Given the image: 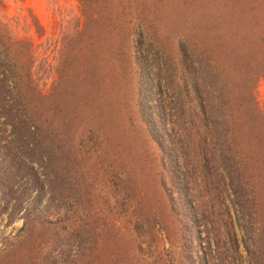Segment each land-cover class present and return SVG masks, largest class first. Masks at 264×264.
Here are the masks:
<instances>
[{
    "label": "rangeland",
    "instance_id": "obj_1",
    "mask_svg": "<svg viewBox=\"0 0 264 264\" xmlns=\"http://www.w3.org/2000/svg\"><path fill=\"white\" fill-rule=\"evenodd\" d=\"M187 6L181 0H0V23L23 42L17 54L29 71L31 113L44 136L54 138L40 144L41 136L34 137L30 153L0 115V156L8 157L0 166V264L66 256L75 264H211L201 251L217 235L234 252L241 214L220 184L221 193L214 190L208 174L217 169L205 161L207 141L199 149L184 145L182 159L173 145L185 136L180 113L173 114L174 136L159 123L158 101L170 100L166 84L180 82L178 69L166 78L164 55L177 62L180 35H192L182 22ZM256 98L264 110V77ZM52 148L63 152L55 165L45 159ZM35 198L39 210L51 202L63 217L58 242L51 244L50 232L39 226L29 233L20 220L8 221L16 201L25 207ZM257 218L264 252V213Z\"/></svg>",
    "mask_w": 264,
    "mask_h": 264
},
{
    "label": "trees",
    "instance_id": "obj_2",
    "mask_svg": "<svg viewBox=\"0 0 264 264\" xmlns=\"http://www.w3.org/2000/svg\"><path fill=\"white\" fill-rule=\"evenodd\" d=\"M181 1L188 2L182 22L190 24L192 35H180L177 62L163 54L166 78L170 70L178 69L180 82L177 86L172 81L166 84L170 100L158 101L159 123L164 134L174 136L173 114L180 113L178 129L188 136L179 135L181 140L173 145L182 159L184 145L194 142L199 149L207 141L210 156L205 161L217 169L208 174L216 180L214 190L218 191L220 184L231 209L241 214V218L237 217L240 229L235 231L240 240L233 232L234 252H229L217 235L215 239L209 236L208 247L201 254H208L211 264H264L263 247L257 236V217L264 213V110L256 98L257 82L264 77V0H231L221 6H214L215 0ZM145 34L149 35L147 29ZM22 43L11 39L7 27L0 23V115L5 118L3 126H10L15 135L19 132V141L23 140L31 153L30 145L36 147L37 143L34 137L41 136L40 144L54 138L44 136V127L31 113V102L27 100L29 71L17 54ZM168 77L171 78L170 74ZM4 156H0V166L8 158ZM24 159L21 156V162ZM45 159L51 165L58 164L63 152L52 148ZM39 204L40 198L29 201L25 207L23 201H16L7 219L20 220L22 230L29 233L35 225L39 226L50 232L51 244L58 242L66 230L63 217L53 213L55 206L51 202L40 210ZM43 242L46 245V241H41L38 246L44 247ZM33 247L37 248V243ZM68 257L55 258L48 264L77 262L68 261Z\"/></svg>",
    "mask_w": 264,
    "mask_h": 264
}]
</instances>
